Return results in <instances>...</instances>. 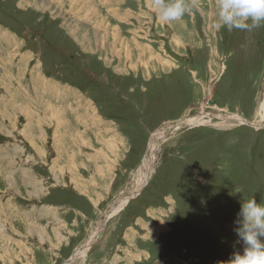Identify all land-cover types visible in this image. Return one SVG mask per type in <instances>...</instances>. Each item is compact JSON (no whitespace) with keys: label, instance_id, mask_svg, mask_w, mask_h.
I'll return each mask as SVG.
<instances>
[{"label":"rangeland","instance_id":"rangeland-1","mask_svg":"<svg viewBox=\"0 0 264 264\" xmlns=\"http://www.w3.org/2000/svg\"><path fill=\"white\" fill-rule=\"evenodd\" d=\"M189 6L165 22L154 0H0V264H66L138 190L152 137L202 114L156 141L142 191L69 264L243 250L241 203L264 200V25L216 29L215 0Z\"/></svg>","mask_w":264,"mask_h":264},{"label":"clouds","instance_id":"clouds-1","mask_svg":"<svg viewBox=\"0 0 264 264\" xmlns=\"http://www.w3.org/2000/svg\"><path fill=\"white\" fill-rule=\"evenodd\" d=\"M159 19L179 21L191 8L197 7L189 0H154ZM216 29L253 31L264 25V0H215ZM242 251H234L227 260L217 264H264V200L257 203L252 196L241 203L234 222Z\"/></svg>","mask_w":264,"mask_h":264},{"label":"bare ground","instance_id":"bare-ground-1","mask_svg":"<svg viewBox=\"0 0 264 264\" xmlns=\"http://www.w3.org/2000/svg\"><path fill=\"white\" fill-rule=\"evenodd\" d=\"M99 21H100V19H99ZM119 72L120 71H118L117 73L120 74ZM150 75H152V68L149 70V73H147L148 77ZM262 105L264 106V102L262 103ZM214 117H215V115H211V114H208V115L205 114L204 115V114H202L201 116H198V117H195V118H193V117L192 118H187L185 120L177 122L172 127H169V128L166 127L164 130H162V132L160 131L159 133L155 134L152 137L150 149H149L148 155L146 157V161L144 163V166H143V168L140 171V182H139L138 190L133 192L132 194L131 193L130 194H125V195H122V197L120 196L118 198V200L111 206L112 208L109 210V212H106L107 214H105V216L103 215V217L100 219V221L97 224V226L94 229H92V232L90 233V236L88 237L86 242L82 245L83 248L80 247L81 249H78L77 252L72 257L69 258V261L66 264H69V262H71V261H75V260H79V259L85 258V256H86L87 252L89 251L90 247H92V244L94 243L96 238L99 236L101 228L104 226L105 221H107L112 215L118 214L120 212V210L123 209L129 203V201L133 199V197L138 195L139 191H142L143 186H145V184L147 183L148 166L150 165L151 157L155 154L154 151H155V148L157 147L158 142H156V141L158 139L159 140H165L166 136L168 134H172V133L174 134V132H178V131H180V130H182L184 128L192 129L195 126L196 127L197 126H203V125L208 123L207 119L214 118ZM223 117H225V120H226V119L231 118L233 116L227 114V116H223ZM233 118H235V116ZM239 120L243 124H247V123L251 124L249 121L241 118V116L239 117ZM261 123H262V125H259L260 127L258 129H260V128H262L264 126V107H262V110H261ZM252 126H254V124H252Z\"/></svg>","mask_w":264,"mask_h":264},{"label":"crops","instance_id":"crops-1","mask_svg":"<svg viewBox=\"0 0 264 264\" xmlns=\"http://www.w3.org/2000/svg\"><path fill=\"white\" fill-rule=\"evenodd\" d=\"M91 13H95V11H92ZM149 73V71L147 72ZM30 106V105H29ZM47 111H51L52 115L50 116V120L53 122L54 120L58 123H64L63 118L61 117L62 113L58 110H56L54 107H49ZM83 135H80V139L83 140Z\"/></svg>","mask_w":264,"mask_h":264}]
</instances>
